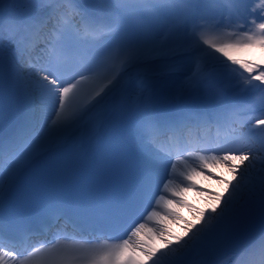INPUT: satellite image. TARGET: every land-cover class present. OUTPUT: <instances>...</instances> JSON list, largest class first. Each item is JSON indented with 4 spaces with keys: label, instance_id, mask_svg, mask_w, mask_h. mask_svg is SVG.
<instances>
[{
    "label": "snow or ice",
    "instance_id": "obj_1",
    "mask_svg": "<svg viewBox=\"0 0 264 264\" xmlns=\"http://www.w3.org/2000/svg\"><path fill=\"white\" fill-rule=\"evenodd\" d=\"M256 48L264 0H0V264H264Z\"/></svg>",
    "mask_w": 264,
    "mask_h": 264
},
{
    "label": "bare ground",
    "instance_id": "obj_2",
    "mask_svg": "<svg viewBox=\"0 0 264 264\" xmlns=\"http://www.w3.org/2000/svg\"><path fill=\"white\" fill-rule=\"evenodd\" d=\"M238 163V162H237ZM212 171L216 172L218 176L222 175L225 180H232L233 175L231 172L228 171L227 168H213ZM197 184L205 189H210L211 192H218L223 194L225 188L228 187V185L222 184L218 182L215 179L211 178H199L197 180ZM184 199L188 201L189 204H192L195 208L197 209H203L207 206V203L210 202L211 200V193H200L198 191H188ZM180 213L182 216H184L186 219L192 220L193 223H196V219L193 218V213L192 211L187 208H181ZM195 219V220H194ZM172 228L174 232L178 233L179 235H183V227L181 225H172ZM157 247L162 248L163 244L161 242H157Z\"/></svg>",
    "mask_w": 264,
    "mask_h": 264
},
{
    "label": "rangeland",
    "instance_id": "obj_3",
    "mask_svg": "<svg viewBox=\"0 0 264 264\" xmlns=\"http://www.w3.org/2000/svg\"><path fill=\"white\" fill-rule=\"evenodd\" d=\"M256 49H257V48H256ZM254 50H255V49H253V50H251V51H248V52H245V53H241L240 55H241L243 58L247 59V60L250 62V58L253 57ZM194 220H195V219H194Z\"/></svg>",
    "mask_w": 264,
    "mask_h": 264
},
{
    "label": "trees",
    "instance_id": "obj_4",
    "mask_svg": "<svg viewBox=\"0 0 264 264\" xmlns=\"http://www.w3.org/2000/svg\"><path fill=\"white\" fill-rule=\"evenodd\" d=\"M262 56H264V53H261V51L258 49L254 52L253 59L259 61Z\"/></svg>",
    "mask_w": 264,
    "mask_h": 264
}]
</instances>
